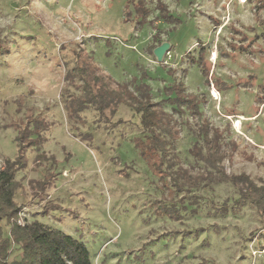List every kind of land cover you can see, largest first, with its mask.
<instances>
[{"label":"rangeland","instance_id":"1","mask_svg":"<svg viewBox=\"0 0 264 264\" xmlns=\"http://www.w3.org/2000/svg\"><path fill=\"white\" fill-rule=\"evenodd\" d=\"M0 40V168L17 155L16 128L42 125L39 149L26 150L16 175L19 221L83 241L93 264H264V219L249 205L232 209L236 188L212 184L192 196L165 189L136 146L138 116L120 106L111 121L92 109L76 120L61 97L80 49L115 83L150 88L191 176L203 163L190 150L204 151L208 123L221 134L225 172L259 185L264 0H0ZM163 42L158 62L151 49Z\"/></svg>","mask_w":264,"mask_h":264},{"label":"trees","instance_id":"2","mask_svg":"<svg viewBox=\"0 0 264 264\" xmlns=\"http://www.w3.org/2000/svg\"><path fill=\"white\" fill-rule=\"evenodd\" d=\"M139 7L138 14L145 18L146 11ZM0 42L2 43L1 40ZM78 50L76 64L68 69L63 77L67 87L61 97L65 101L63 104L68 118L74 117L79 120L82 112L92 109L98 119L103 122L111 121L120 106L126 107L132 115L139 117L137 127L142 136L136 142V146L163 181L165 189H169L168 184L171 183L173 191H169L185 192L192 196V189L229 183L238 193V197L233 200L232 209L239 210L249 205L264 219V182L258 185L246 174L235 175L225 172L221 165L220 132L216 129L210 130L208 123L205 124L201 139L204 151L201 147L190 150L196 164L202 162L203 165L198 169L196 176H191L175 158L170 121L157 120L150 88L140 83L136 86V91H131L126 84L115 83L102 73L88 56L82 55V50ZM200 59L203 62V59ZM202 71L209 76L207 67L204 66ZM69 87L76 89L77 93L68 91ZM257 100L258 104L264 102V87ZM116 122L122 120L118 119ZM40 126L41 122L34 119L28 121L22 128H16L17 155L13 159H4L0 168V264H93L83 241L39 220H18L20 206L16 201V190L20 183L16 180V175L26 167L24 159L26 150L39 149L41 142L35 141V138L40 135ZM43 158V154L38 153L35 165L39 166ZM46 183L44 178L38 186ZM219 209L222 213L226 212L224 204ZM172 214L174 217L180 216L176 206H173Z\"/></svg>","mask_w":264,"mask_h":264},{"label":"water","instance_id":"3","mask_svg":"<svg viewBox=\"0 0 264 264\" xmlns=\"http://www.w3.org/2000/svg\"><path fill=\"white\" fill-rule=\"evenodd\" d=\"M168 48H169V43L163 42L159 46H157L153 49V54L156 57V60L158 62H160L162 60V56L168 50Z\"/></svg>","mask_w":264,"mask_h":264}]
</instances>
